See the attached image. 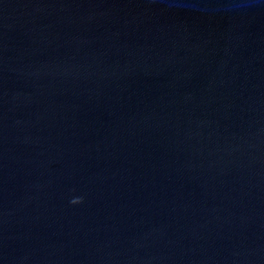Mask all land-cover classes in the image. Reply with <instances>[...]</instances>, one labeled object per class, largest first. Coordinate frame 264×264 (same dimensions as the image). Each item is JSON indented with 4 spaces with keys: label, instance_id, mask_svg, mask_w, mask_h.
I'll use <instances>...</instances> for the list:
<instances>
[{
    "label": "water",
    "instance_id": "95a60500",
    "mask_svg": "<svg viewBox=\"0 0 264 264\" xmlns=\"http://www.w3.org/2000/svg\"><path fill=\"white\" fill-rule=\"evenodd\" d=\"M0 264H264V0H0Z\"/></svg>",
    "mask_w": 264,
    "mask_h": 264
},
{
    "label": "clouds",
    "instance_id": "9594fccd",
    "mask_svg": "<svg viewBox=\"0 0 264 264\" xmlns=\"http://www.w3.org/2000/svg\"><path fill=\"white\" fill-rule=\"evenodd\" d=\"M81 201L79 200V199H73L72 201H71V203L72 204H79Z\"/></svg>",
    "mask_w": 264,
    "mask_h": 264
}]
</instances>
